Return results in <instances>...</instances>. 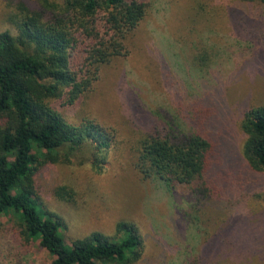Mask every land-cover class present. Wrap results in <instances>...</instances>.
Here are the masks:
<instances>
[{
    "label": "rangeland",
    "instance_id": "1",
    "mask_svg": "<svg viewBox=\"0 0 264 264\" xmlns=\"http://www.w3.org/2000/svg\"><path fill=\"white\" fill-rule=\"evenodd\" d=\"M146 1L127 54L104 63L75 102L53 101L70 122L89 118L115 130L108 161L98 172L83 150L72 162L44 165L35 173V197L62 218L67 244L93 231L113 235L124 220L135 222L147 243L137 264H264V170L246 164L240 126L250 107L264 104V3ZM21 3L43 7L42 0H0V33L19 34L13 18ZM203 55L208 66L200 69L194 59ZM197 95L218 107L212 124L217 192L201 198L189 187L166 194L139 174L138 141L160 124L155 111L173 115L177 102ZM59 187L70 192L68 200L57 195ZM53 258L23 234L17 216L0 215V264H51Z\"/></svg>",
    "mask_w": 264,
    "mask_h": 264
},
{
    "label": "trees",
    "instance_id": "2",
    "mask_svg": "<svg viewBox=\"0 0 264 264\" xmlns=\"http://www.w3.org/2000/svg\"><path fill=\"white\" fill-rule=\"evenodd\" d=\"M42 5L40 10L21 3L20 17L13 18L19 34L0 33V215L17 216L23 234L38 239L53 255L51 264H137L147 243L135 222L119 221L113 235L93 231L67 244L62 218L42 209L35 197V173L49 163L72 162L83 150L89 151L93 169L102 171L115 145V130L89 118L70 122L53 101L75 102L104 63L127 54L126 40L149 4L42 0ZM205 59H194V64L202 69L208 66ZM217 108L197 95L177 102L173 115L155 111L160 124L146 128L138 141L136 168L141 177L158 182L170 195L189 187L201 198L215 195L219 142L212 124ZM240 126L246 135V164L263 171L264 104L250 107ZM56 193L62 199L71 197L66 187Z\"/></svg>",
    "mask_w": 264,
    "mask_h": 264
}]
</instances>
